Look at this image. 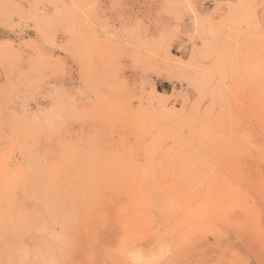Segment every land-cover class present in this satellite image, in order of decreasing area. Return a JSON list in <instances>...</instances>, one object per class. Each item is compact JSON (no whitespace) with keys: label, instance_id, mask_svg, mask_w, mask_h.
I'll use <instances>...</instances> for the list:
<instances>
[{"label":"rangeland","instance_id":"obj_1","mask_svg":"<svg viewBox=\"0 0 264 264\" xmlns=\"http://www.w3.org/2000/svg\"><path fill=\"white\" fill-rule=\"evenodd\" d=\"M139 261L264 264V0H0V264Z\"/></svg>","mask_w":264,"mask_h":264},{"label":"bare ground","instance_id":"obj_2","mask_svg":"<svg viewBox=\"0 0 264 264\" xmlns=\"http://www.w3.org/2000/svg\"><path fill=\"white\" fill-rule=\"evenodd\" d=\"M129 241H130V240H129ZM127 243H128V242H127ZM131 244H132V243H131ZM132 245H133V244H132ZM139 250H140V252L137 251L138 254H137L136 258H138V255L142 256L141 254L143 253V250H141V249H139ZM133 251H134V250H133ZM133 251H132V252H133ZM141 252H142V253H141ZM139 253H140V254H139ZM131 254H132V253H131ZM135 254H136V252H135ZM156 255H157V254H156ZM145 256H146V255H145ZM145 256H143V257H145ZM159 256H161V255H159ZM159 256H158V257H159ZM133 257H135V256H133ZM133 257H132V258H133ZM151 257H152V256H151ZM132 258H131V259H132ZM152 258H153V257H152ZM145 259H147V258H144V260H145ZM137 260H138V259H137ZM144 260H142V261H144ZM147 260H149V258H148ZM154 260H155V259H154ZM157 260H158V259H157ZM133 261H134V260H133ZM142 261H141V262H142ZM151 261H152V260H151ZM151 261H148V262H149L148 264H150ZM139 262H140V261H139ZM141 262H140V264H141ZM153 262H154V261H153Z\"/></svg>","mask_w":264,"mask_h":264}]
</instances>
